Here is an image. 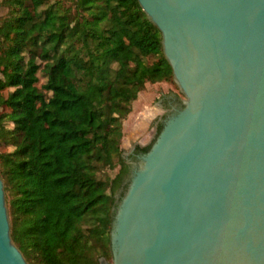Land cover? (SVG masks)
Segmentation results:
<instances>
[{
    "label": "trees",
    "instance_id": "trees-1",
    "mask_svg": "<svg viewBox=\"0 0 264 264\" xmlns=\"http://www.w3.org/2000/svg\"><path fill=\"white\" fill-rule=\"evenodd\" d=\"M0 7V176L11 239L29 264H98L111 256L114 208L127 188L123 121L146 84L175 85L161 33L137 0ZM161 128L136 151L147 152ZM116 165L113 177L99 176Z\"/></svg>",
    "mask_w": 264,
    "mask_h": 264
},
{
    "label": "water",
    "instance_id": "water-1",
    "mask_svg": "<svg viewBox=\"0 0 264 264\" xmlns=\"http://www.w3.org/2000/svg\"><path fill=\"white\" fill-rule=\"evenodd\" d=\"M137 1L183 98L129 162L98 264H264V0ZM0 264H29L1 176Z\"/></svg>",
    "mask_w": 264,
    "mask_h": 264
},
{
    "label": "rangeland",
    "instance_id": "rangeland-1",
    "mask_svg": "<svg viewBox=\"0 0 264 264\" xmlns=\"http://www.w3.org/2000/svg\"><path fill=\"white\" fill-rule=\"evenodd\" d=\"M5 11V8L0 7V15L4 14ZM39 78V84L45 81L41 73H39ZM167 95L183 98V95L172 82H160L146 84L139 93L138 98L133 102L131 112L123 121L124 136L121 147L125 158L128 157L129 149L136 143L144 145L152 140L155 135V124L158 118L163 117L162 114L166 111L161 106V99ZM3 149V147L0 148V150ZM127 162H130L128 158ZM118 169L119 165H116L113 169H105L104 172L99 173V176L102 178L106 176L113 177ZM106 260L110 263L111 256L107 257Z\"/></svg>",
    "mask_w": 264,
    "mask_h": 264
},
{
    "label": "flooded vegetation",
    "instance_id": "flooded-vegetation-1",
    "mask_svg": "<svg viewBox=\"0 0 264 264\" xmlns=\"http://www.w3.org/2000/svg\"><path fill=\"white\" fill-rule=\"evenodd\" d=\"M163 99V100H162ZM161 99V106L163 107V110H166L162 115H166L168 112L172 111V108H178L179 105H180V102H179V98L177 96H173V95H167V96H164V98ZM162 119V117L158 118V122H160V120ZM138 145H141V144H135L133 146V148L129 149V155H132V157H127L131 164H135L137 163V156L140 154L139 152L136 151V146ZM146 145V144H144ZM142 146V145H141Z\"/></svg>",
    "mask_w": 264,
    "mask_h": 264
}]
</instances>
